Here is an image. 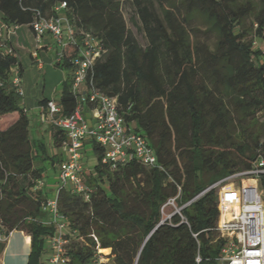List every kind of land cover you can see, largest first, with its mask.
Segmentation results:
<instances>
[{
	"label": "trees",
	"instance_id": "trees-1",
	"mask_svg": "<svg viewBox=\"0 0 264 264\" xmlns=\"http://www.w3.org/2000/svg\"><path fill=\"white\" fill-rule=\"evenodd\" d=\"M123 1L0 0L6 24H30L38 13L63 10L76 34L101 42L93 84L117 97L125 124L147 138L162 166L103 163L104 149L88 140L96 157L85 177L90 199L59 191L69 264H219L221 208L217 191L206 189L264 159V0H132L146 45L128 28ZM2 44L0 37V255L7 245L1 237L20 230L32 237L27 264H44L55 226L40 221L49 195L35 188L45 171L35 162L49 153L31 134L11 83L12 68L22 70L17 50L9 43L13 52L6 53ZM77 51L67 43L65 58ZM66 59L59 63L68 74L55 101L58 118L78 105ZM53 135L62 146L65 131L53 124ZM50 159L60 161L56 154ZM99 249L108 262L96 263Z\"/></svg>",
	"mask_w": 264,
	"mask_h": 264
},
{
	"label": "built area",
	"instance_id": "built-area-1",
	"mask_svg": "<svg viewBox=\"0 0 264 264\" xmlns=\"http://www.w3.org/2000/svg\"><path fill=\"white\" fill-rule=\"evenodd\" d=\"M61 3L57 8H63ZM18 24L0 25V37L6 53H12L13 47L8 41L18 28ZM36 39L41 41L45 34L50 33L60 44L62 50L57 56V63L65 61L64 41L67 32L68 43L77 45L76 55L69 57L72 69V91L78 98L75 111L67 117H56L60 112L57 103L50 99L47 104L49 118L57 128L65 131L66 139L62 146L67 157L60 165L61 187L79 192L89 200L93 188L85 181L82 162L84 145L88 140H95L103 149V163L113 166L126 163L132 159L150 168L162 166L158 163L154 148L147 138L137 132L133 126H127L118 111L117 97H112L98 89L91 75L97 59L104 52L101 42L92 34L79 31L77 34L69 19L63 15L43 16L39 13L30 23ZM7 29L5 34L4 30ZM264 57V45L262 46ZM11 83L20 97L24 95L21 72L13 67ZM93 109L95 123L92 125L83 114L84 108ZM264 159L255 161L246 170L237 171L210 185L206 191L215 189L219 193L221 215L217 230L225 239L219 264H264ZM44 186V180L37 181L36 189ZM49 197L43 205L44 216L40 221L55 226V232L48 237L51 255L44 264H69L66 245L69 240L67 222L59 209V191ZM177 212L174 203L169 201ZM170 217V215L168 216ZM2 240L7 237L2 236ZM96 263L108 262L109 258L99 249ZM201 257L198 255L197 262Z\"/></svg>",
	"mask_w": 264,
	"mask_h": 264
},
{
	"label": "crops",
	"instance_id": "crops-1",
	"mask_svg": "<svg viewBox=\"0 0 264 264\" xmlns=\"http://www.w3.org/2000/svg\"><path fill=\"white\" fill-rule=\"evenodd\" d=\"M61 15H65V12L63 10L60 11ZM0 25H6V22L3 20L2 15L0 14ZM22 31V36L18 33L20 30ZM5 34L7 32V29L4 30ZM31 34L34 36L36 39L35 33L32 30L30 24H22L19 25L17 28V33L15 31L14 34L11 35L10 39L7 40L8 43H11L14 45V47L17 50V55L19 57V60L21 62V79H22V87L24 90V95L20 98V105L24 107L28 114V110L30 108L35 107L36 109L38 108L39 112L41 113L40 116L43 119V122L46 120L48 122L50 129H51V139H50V147L48 150L49 153V158L46 159L45 164L41 166H45L46 169V163L48 165H51V167L57 166L58 172H57V180L59 185H61L60 181V165L61 163L65 160L66 156H64V153L66 152L65 149L61 148L62 146H56L54 144V135H53V124L48 116V111H47V106L42 103L44 99H53L47 94V82L45 80L43 89L41 92L38 91V89L33 85L31 82V79L28 76V72L25 71V65L26 61L28 60L25 56H28L30 58V69L31 70H45L47 74H53L55 73L54 69L50 68L49 66L47 67L46 64L47 62H50L52 66H55L58 71V79L60 77L61 81V87L65 79L67 78V71L66 69L61 66L57 65V61L53 60L51 56H49L50 52H56L58 49L61 47L60 44L54 39V37L50 34L47 33L44 35V37L41 39V41H38L36 39V42L39 44V46H36L34 41H31ZM26 37V38H25ZM64 41L68 43L67 39V32H65L64 36ZM24 56L22 57L21 54ZM57 55V54H56ZM58 56V55H57ZM22 57V58H21ZM43 62H42V61ZM55 68V69H56ZM62 70V71H60ZM64 73V78L62 77ZM46 79V77H45ZM54 91L55 90L54 88ZM54 101L57 102V100L53 99ZM84 117L93 125L95 123L94 119V113L93 109L90 106H86L83 111ZM45 115V116H43ZM39 116V117H40ZM40 118V121L42 120ZM41 122H39V119L35 121L33 124L35 132L31 131V134L35 137L38 133H40V126ZM36 133V134H35ZM67 153V152H66ZM92 153V157L96 158L95 155L93 154V151L91 149V146L88 144V141L84 145V150H83V157H82V162L84 165V177L85 174L90 173V171L93 170L92 168L88 167V156ZM58 155V159L60 161L53 163L50 157L54 155ZM57 159V158H56ZM51 180L48 179V181ZM46 183L44 182V188ZM57 191V190H56ZM48 192V191H47ZM53 193V192H52ZM55 193V192H54ZM53 194H51L49 197H52ZM7 245L3 253L0 255V264H27L28 263V257L31 251V245H32V237L27 234L24 231L20 230H14L10 233V235L6 239Z\"/></svg>",
	"mask_w": 264,
	"mask_h": 264
},
{
	"label": "rangeland",
	"instance_id": "rangeland-1",
	"mask_svg": "<svg viewBox=\"0 0 264 264\" xmlns=\"http://www.w3.org/2000/svg\"><path fill=\"white\" fill-rule=\"evenodd\" d=\"M122 14L124 16V19H125V21L127 23L128 28L133 32V34L136 37V39L138 40V42L141 45H146L147 39H146V36H145L144 32L139 27L140 26V21H139V18L137 16L136 9L134 7V4H133L132 0H124L123 1ZM195 26H199L201 29L205 28L204 25L201 23V21H198V20L196 21ZM22 31L23 30L21 29L18 32L21 36H22ZM16 33H17V30H16ZM31 41L32 42L34 41L35 45L39 46V44L36 42V39L34 38V36L32 34H31ZM61 50H62V48L60 47L58 49L57 53L55 51L54 52H50L49 56H51V58L55 61L57 59V55L61 52ZM21 56L22 57L24 56L23 51H22ZM25 57L28 59L26 61V65H25V71L28 72V76L31 79V82L33 83V85L38 89L39 92H41L42 89H43L44 82L46 80V82H47V94L51 98H53L55 100H58L59 97H60L61 88H62L60 80H63V79H60V77L58 79V74L57 73H58L59 70H57V68L55 66H52V64L50 62H47L48 64H46V66L47 67L49 66L51 69L52 68L54 69L55 73H53V74H47L45 70H42V71L36 70V69H35V71L31 70L30 69V65H31L30 58L28 56H25ZM57 65H59V63H57ZM60 71H62V70H60ZM64 76L65 75L63 73L62 77L64 78ZM45 77H46V79H45ZM54 88L57 91H54ZM40 114L41 113L39 112L38 108L36 109L35 107H33V108H30L28 110V116L30 118V130L32 132H35L36 129L34 130L33 124L35 123V121L37 119H39V122H41L40 133L35 135V138L43 140L45 145H46V147H47V149L49 150L50 139H51L52 132H51V129H50V126H49L48 122H46V120L43 122V119L40 116ZM43 116H45V115H43ZM40 118L42 119L41 121H40ZM262 119H264V117H262ZM61 148L63 149L64 147L62 146ZM64 156L67 157V153L66 152L64 153ZM87 161H88V163H87L88 167L92 168L93 165L96 163V158L92 157V153H91L88 156V160ZM44 164H45V162L41 161L40 158L36 159L35 165L37 167L41 166V165H44ZM57 170H58L57 166L51 167V165H48L46 163V169L44 171V177H43V180L46 183V185H45V187L43 189L45 191H48V195L49 196L51 194H53L54 192H56V190H58L60 188V186H61V185H59L58 180H57V172H58ZM87 176L88 175L85 174L86 178H87ZM50 178H51V180L48 181V179H50ZM218 201H219V193H218ZM170 205L174 208V212H176L177 210L174 207V205L173 204H170ZM178 209H180V208H178ZM45 248H46V251L42 255V259H41L44 263H46L47 258H49V256L51 255V250H50V245H49V241L48 240H47V242L45 244Z\"/></svg>",
	"mask_w": 264,
	"mask_h": 264
},
{
	"label": "water",
	"instance_id": "water-1",
	"mask_svg": "<svg viewBox=\"0 0 264 264\" xmlns=\"http://www.w3.org/2000/svg\"><path fill=\"white\" fill-rule=\"evenodd\" d=\"M177 212V211H176ZM167 218H165L164 220H162L158 225H157V227L158 226H160L165 220H166Z\"/></svg>",
	"mask_w": 264,
	"mask_h": 264
},
{
	"label": "bare ground",
	"instance_id": "bare-ground-1",
	"mask_svg": "<svg viewBox=\"0 0 264 264\" xmlns=\"http://www.w3.org/2000/svg\"><path fill=\"white\" fill-rule=\"evenodd\" d=\"M102 252L105 251V250H101Z\"/></svg>",
	"mask_w": 264,
	"mask_h": 264
}]
</instances>
